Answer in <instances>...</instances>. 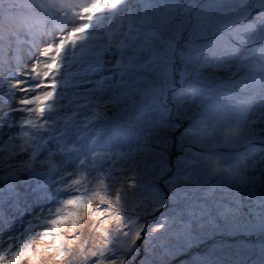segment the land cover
<instances>
[{"label": "trees", "instance_id": "obj_1", "mask_svg": "<svg viewBox=\"0 0 264 264\" xmlns=\"http://www.w3.org/2000/svg\"><path fill=\"white\" fill-rule=\"evenodd\" d=\"M27 1L0 0V19L5 16L4 13L6 11H13L17 6ZM217 2V0H172L169 5H174L176 11L171 19L164 20L155 15L147 19L141 16V19L133 22L137 24V28L132 31L118 32L109 27L104 21H97L95 26L92 25L93 29L89 39L85 42L83 53L73 63V76L69 78L71 75L69 72L60 74L61 78L56 81L55 99L47 105V110L37 117L33 111L35 107H33L35 102L33 101L22 112L21 120L28 125L26 140L23 141L24 148L31 145L33 149V152L29 154V159H22L25 160L24 164L20 163L22 160L8 163L15 156H18L20 152L6 156L2 160L0 159V252L16 251L21 246L27 245L32 241L39 243L42 236H47L49 240L44 245V254L54 256L50 260L51 262L57 260L62 264L61 259H68V254H70V258H74L85 249L86 242L92 241L90 236L95 232L93 228L96 227V222L100 221V217L103 215V218H106L114 214L115 206L113 200L115 198H111L112 191L114 192L113 187L125 180L133 184L139 178V172L131 174L127 171V167H135L134 161H131L133 160L131 155L136 150L133 147L137 148V145L132 142V136L130 137V135L133 132H137V130L145 128V131L140 130L142 134L137 136L141 143L145 140V132L147 130L157 131L156 128L150 127L151 123L146 119V114L142 110L132 112L133 105L138 106V102L142 99L144 92L149 97L155 94L152 86L147 87L145 91L140 89L143 86L140 88L136 87L137 79L146 80L147 68L145 69L144 66L154 61L161 44L166 40L174 44L178 42L174 40L178 29H182L184 35L199 37L202 39L201 42H204L203 38L212 31L210 26L213 22H201L203 24L201 26L202 31L186 29L194 21L195 16V20L207 19L213 14V11L217 12L215 17L225 19V15L222 12L232 2L227 6H219ZM232 8L234 7L230 6L228 9ZM35 13L40 14L38 11H35ZM102 17L100 16V18ZM178 23H182L184 27H177ZM206 24H208V29ZM23 25L21 23L19 27ZM152 25L156 27H152ZM45 27L46 24L41 23L35 31L30 32V35ZM218 33L215 32L216 35ZM219 37L224 38L225 34L222 33ZM224 39L227 40L228 38ZM218 53L221 54V52ZM207 57H210V55H207ZM88 59H90V63L87 62ZM215 59L222 62L227 57L223 56L221 58L217 56ZM158 61L162 64L170 61V58L161 56ZM211 63L206 62L203 64L211 67L216 64ZM66 82L68 84L65 86ZM176 90L182 92L180 87H176ZM226 90L230 91L232 89L227 88ZM50 91L49 89L47 93L43 94L46 99ZM226 95L231 96L232 94L226 93ZM111 105H115L119 111L123 112L125 115L124 121L132 126L128 130L126 140L120 139L118 127L116 126L112 127L107 133L111 122L106 121L105 114L101 113V111ZM112 115L111 111L107 112V116ZM206 116L203 114L200 117V121L205 119ZM232 116L234 117V115ZM191 118L188 117L186 120L174 124L178 128L169 133L167 148L160 153L162 159L160 166L168 165L169 172L164 175L167 174L166 177L171 180L175 174L174 172L182 170L181 162L183 158L185 156L193 158L196 170L201 172L204 182L198 189V192L201 193L207 187V183L217 187L223 184L215 182L217 179L231 178V173L226 172L228 167L221 163L220 156H226V160L229 163L234 152L230 148L227 149L220 146L224 141L228 143H238V141L231 124L227 123V119L230 118L229 113H225L221 119L212 120L211 117L205 120L206 124L204 127L213 124L214 129L210 127L207 129L196 128L191 124H187ZM223 121L226 122V126L222 123ZM138 123H140L139 128L136 126ZM217 123L219 124L218 127L216 126ZM226 129H229L230 134L226 133ZM193 130H196L204 138L211 137L212 142L206 147L195 145L193 146L195 150L181 148V137H184V132L190 131L187 134L188 136ZM176 132L180 135L177 136ZM107 135L117 137L118 140L109 142L106 139ZM217 135L222 136V138L217 137ZM80 136L82 137L78 142ZM81 141H83L82 146L80 144L82 143ZM50 142L59 148L60 158L66 162H77L83 154L87 153L93 156L99 169L109 164L113 180L108 184L105 179V184L96 186L97 193L93 196H88L86 198L87 203L84 205L81 200V191H90L92 184L86 180L79 184L75 182L72 187L69 185L70 183L64 186L60 185L61 174L56 175L54 172L60 169L61 166L58 165L59 162L57 163L51 158L53 151L49 146H46ZM130 143L132 145L129 146ZM44 145L46 146L45 148ZM100 146L104 147V150L100 149ZM80 147L83 151L82 153L78 151ZM106 149L109 150L106 151ZM159 149L158 146H154L156 153L160 151ZM43 150L47 151L46 158L38 160ZM1 151H4V149ZM198 159L202 164L198 162ZM26 161H31V167H28ZM79 162H82V160ZM201 168L206 170L202 171ZM121 171L124 172L121 174ZM260 171H263V168ZM124 173L130 175L123 176ZM164 175L161 177H164ZM143 176L148 189L151 190V184L155 185L165 195L167 200L165 204L172 206V201L169 197L170 184L166 186L162 181L159 184L156 181L153 182L152 176H146V172ZM195 176L198 175L195 174ZM213 177H215V181ZM168 179L164 178L163 181H168ZM54 183H56L55 191H52L49 186ZM239 185L241 189H232V197L224 196L227 198V206L222 204L223 208L239 210L237 212L244 213L243 208L245 205L248 210L247 214L258 207L261 208V204L264 202V173L262 172V176L252 175L248 180H241ZM21 186L29 189V191H21ZM82 188L83 190H81ZM106 198L110 201L104 202ZM30 200L33 202L42 200L53 201L56 206L53 210H48L47 213L39 217L33 218L29 216L28 222L24 224L15 223L11 220L4 222L6 215L16 214V216H20L23 213L22 204ZM69 201L70 203H68ZM93 201L94 203H91ZM169 201L171 202L169 203ZM215 202L223 203L219 197ZM90 203L93 205L91 207L94 210L92 213L87 212L85 207ZM79 204H82V206L79 207ZM86 213H89V215L87 216ZM97 213H99V216L95 218ZM207 214L208 209H205L196 215L206 216ZM54 218L58 220L55 225H52ZM170 218H174L173 214H171ZM193 219H196V216ZM25 225L27 226L25 227ZM5 230H7V234L2 237V232ZM140 234V239L137 242L143 243L144 247H150V236L146 234V230L141 231ZM95 237L99 238L98 236ZM76 241L78 243L74 246L73 244ZM144 247L141 250L142 253H144ZM83 259V257H79L76 263H81Z\"/></svg>", "mask_w": 264, "mask_h": 264}, {"label": "rangeland", "instance_id": "obj_2", "mask_svg": "<svg viewBox=\"0 0 264 264\" xmlns=\"http://www.w3.org/2000/svg\"><path fill=\"white\" fill-rule=\"evenodd\" d=\"M78 1L70 0L74 4H78ZM96 1L90 0L89 3L75 7L76 13L71 14L75 22L74 25L81 26L84 23L91 5ZM134 1L126 0V2ZM11 12V10H8L4 14L6 16ZM64 34L68 35L67 32ZM61 38L62 35H55L48 43L54 47ZM174 40L181 43L180 54L182 51L193 52L196 50L198 52L197 59L181 64V71L179 70L180 81L181 79L191 78L187 84H181V86H185V92H188V94L184 96L174 94L175 82L171 81L170 78H173V76L170 77L168 73H165L161 81L154 74H150V77L146 80L137 79L136 87L143 86L140 89L145 91L147 87L152 86L155 94L149 97L144 92L138 106L133 105L132 112L142 110L146 114V119L151 123L150 127L157 130L156 132L147 130L145 140L141 143L137 136L142 134L141 131H145V128L130 135V137L132 136V142L137 145V149L131 155L133 156L131 161H134L135 167L129 166L127 171L131 174L139 172V178L133 184L125 180L113 187L114 192L112 191L111 198H115L113 200L114 214L106 218H103L102 215L100 221L96 222V227L93 228L95 232L90 236L92 241L86 242L85 249L74 258H70V254H68V259H61L62 264H264V202L261 204V208L258 207L249 214H247L248 210L245 205L243 208L244 213L237 212L239 210L223 208V205L227 206V198L224 196L232 197V189H241L237 178L227 179L221 186L217 187L207 183V187L199 193L198 189L204 182L201 172L196 170L193 158L185 156L181 162L182 170L174 172L175 174L171 180L166 177L167 174L164 175L169 172L168 165L160 166L162 160L160 153L167 148L169 133L178 128L174 125L175 123L192 117L187 124L195 127L204 126V121H200L199 124L194 120L195 118L200 120L201 111H207L208 115L214 116L218 114L221 108L230 102H234L239 97V94L230 98L221 95L218 102L214 101L225 86L227 87L231 82H236L232 74L227 72L232 60L219 69L204 66L201 63L203 54L199 50L200 47L204 46L201 38L186 36L182 29H178ZM46 46L39 52V55L47 50ZM175 54V44L169 40L161 44L158 49L159 56L165 55L169 58H175L173 57ZM212 56L217 57V52L215 55L212 53ZM32 66L33 61H30L22 68L21 73L17 75V79L13 80L14 88H11L13 96L3 115L0 114V125H2L0 127V143L10 136L16 137L19 135L14 128L18 119L9 123V120L16 119L15 108H20L17 100H28L32 97L33 91L44 92L47 89L43 86L46 81L41 75L36 74L33 82L30 83ZM44 69L45 67H42L41 71L45 72ZM150 69L148 65V70ZM41 78L42 83L39 85ZM17 80H19L20 86L16 85ZM21 87L24 89L23 93H21ZM168 89L170 90L168 91ZM209 95H212L213 98L208 99ZM8 110H10V114L7 116ZM108 111H111L113 115L107 116ZM187 112L190 115L183 117ZM101 113L105 114L106 121L111 122L107 133L112 127L116 126L118 127L120 139L126 140L128 130L132 126L124 121L125 115L123 112L119 111L115 105H111L102 109ZM139 125L140 123L136 124L138 128ZM256 126H258L257 122ZM189 132H184V137H181V148L195 150L193 147L195 145L206 147L212 142L211 137L204 138L196 130H193L187 136ZM243 132L245 133V131ZM176 134L177 136L180 135L177 132ZM260 137H264V133ZM9 142L2 146L6 151L0 152L1 156L6 157L15 153L16 149L8 145ZM15 142V146L19 147L18 142L16 140ZM233 144V142L228 143L225 141L223 147L233 149ZM154 146H158L160 151L156 153ZM108 150L106 149V151ZM53 157L56 158V155H53ZM44 158H46V155L42 153L39 159ZM136 158L138 159L135 160ZM259 158L246 162L245 166L256 165ZM56 159L58 162L60 161L58 157ZM198 162L202 164L199 159ZM232 162L234 161L231 159L229 163ZM63 164V162L60 163V185L64 186L70 183L69 185L72 187L78 180V170L73 163L66 166H63ZM108 165H105L103 170L104 177L109 184L113 180V176ZM201 170L205 171L206 169L201 168ZM145 172L146 176H152L153 182L156 181L159 184L162 181L166 186L170 184L169 197L172 206L165 204L167 201L165 195L155 185L153 186L150 183L151 190L148 189L143 176ZM195 174L198 176H195ZM129 175L127 173L123 174V176ZM162 175L164 177H161ZM164 178H167L168 181H163ZM213 180L215 181V177H213ZM50 189L55 191V186H51ZM96 193L97 191L93 190L91 196ZM218 197L221 198L223 203L215 202ZM105 201L110 200L106 198ZM91 203H94V201ZM91 203L85 206L86 211L89 213L94 211L91 208L93 206ZM55 206L54 202L47 204L31 202L28 204L30 213L34 217L45 214L48 209L53 210ZM205 209H208L206 216L196 215ZM89 213H86V215L88 216ZM171 214H173V219L170 218ZM98 216L99 213L95 218ZM194 216H196V219H193ZM52 222V225L55 224L56 218ZM143 230H146V234L150 236V247H144L141 242L136 241L134 243V236ZM77 243L78 241L73 245L75 246ZM143 247L144 253L141 251ZM46 255L49 256V264H60L57 260L50 261L54 256ZM79 257L84 259L81 263H76Z\"/></svg>", "mask_w": 264, "mask_h": 264}, {"label": "bare ground", "instance_id": "obj_3", "mask_svg": "<svg viewBox=\"0 0 264 264\" xmlns=\"http://www.w3.org/2000/svg\"><path fill=\"white\" fill-rule=\"evenodd\" d=\"M50 0H28L27 2L23 3L22 5L17 6V8L15 10H13L10 14L4 16L2 19H0V51L1 50H9L11 51L13 46L15 45L13 42H11L9 40V38L11 37V33L14 30H18L19 25H20V21L22 22V24H24L25 26H29L31 24L36 25L38 23V20L41 19V23H45L48 24L51 21V17H44V18H39L35 11L38 10L39 8L42 7H47V4L49 3ZM108 13H105L107 18L112 17L113 20L119 22V17L117 15V10L111 8V6L107 9ZM64 28L63 26H58L57 28H55L54 30H52L51 32L56 35L58 34L62 29ZM243 29H240V32H242ZM17 33H19L17 31ZM235 39L234 37L225 40L224 44L225 46H227V49L233 53L235 49ZM29 42L34 43L36 42L35 40H29ZM132 45H136V44H132ZM32 48V47H31ZM219 49H221V47H217L215 52L218 51ZM17 50V47H15L14 52ZM179 49L176 50V54H178ZM197 54L198 52H196V50H194L193 52H184L182 51V55H180V57L178 58L179 55L176 56V58L180 61V59H189V60H193V59H197ZM5 55L0 54V68H7V66L14 70L15 69V64H12L9 60L4 58ZM205 58L207 59V56H205ZM2 65H6V66H2ZM35 67L37 68H42L39 64H35ZM15 74H19L21 73L20 70L15 69L14 70ZM191 78H185L183 80V84L190 82ZM264 93V92H263ZM46 99V98H45ZM245 99H250V96L246 97ZM35 101L33 103V107L37 104H40L44 101H41L40 99H36L33 100ZM231 108L233 109V106H231ZM243 112H239L235 115L236 118L242 116ZM190 114L189 112H187L186 114L183 115V117H188ZM194 120H196L199 124H200V120L198 118H195ZM218 123H217V127H218ZM210 128L214 129L213 124H211ZM220 130V129H218ZM226 133L230 134L229 129H226ZM210 135V134H209ZM231 136V135H230ZM80 136L78 138V142L81 140ZM217 137L222 138V136L217 135ZM107 141H117L118 138L114 137L112 135H107L106 136ZM82 143L81 146L83 145V141H81ZM132 145V143L129 144V146ZM100 149L104 150V147H99ZM134 149H137L135 146L133 147ZM78 151L80 153H82V149L80 147V149H78ZM138 158H136L135 160H137ZM79 166H82L83 169L87 168V164L85 162H80L78 164ZM196 172V171H193ZM97 178H103V176L101 174H97L96 175Z\"/></svg>", "mask_w": 264, "mask_h": 264}, {"label": "snow or ice", "instance_id": "obj_4", "mask_svg": "<svg viewBox=\"0 0 264 264\" xmlns=\"http://www.w3.org/2000/svg\"><path fill=\"white\" fill-rule=\"evenodd\" d=\"M256 16V12H253L248 16V20H252L253 17ZM48 44L46 47H49ZM11 54V53H10ZM214 55L216 53H213ZM33 64H35V60L33 61ZM59 69V62L57 61L54 64L49 65V71L42 72L40 68L34 67L33 71L37 75H41L42 78L46 81V84L43 85L47 88H49L51 91L47 96V99L42 95L38 97L37 99H40L41 101H44L40 104L35 105L33 111L35 112L36 116H41L44 111L47 110V105L55 99L56 96V88L57 83L54 79L55 73ZM16 85L20 86L19 80L16 81ZM24 92L23 87H21V93ZM33 103L32 99L24 100V99H18L17 104L21 109L24 107L31 105ZM15 111V110H14ZM23 123V122H22ZM34 123V122H30ZM24 127H27V123H23ZM2 127V125H0ZM13 139L12 136H10L7 140H4L2 143H0V147H2L6 142L11 141ZM35 155V154H34ZM26 154H22L21 156H15L13 160L8 161V163H14L17 160H22ZM28 167H31V161H26ZM7 202V201H6ZM70 203V201L68 202ZM140 233H137L133 240L134 243L140 239ZM49 237L42 236L39 243L36 241H32L28 243L27 245L21 246L16 251H10V252H0V264H49V256L45 255V248L44 245L48 242Z\"/></svg>", "mask_w": 264, "mask_h": 264}]
</instances>
